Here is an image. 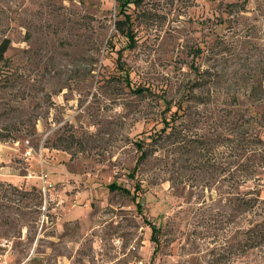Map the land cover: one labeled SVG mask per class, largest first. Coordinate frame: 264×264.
<instances>
[{
  "label": "rangeland",
  "instance_id": "1",
  "mask_svg": "<svg viewBox=\"0 0 264 264\" xmlns=\"http://www.w3.org/2000/svg\"><path fill=\"white\" fill-rule=\"evenodd\" d=\"M117 10V0H0V264H264V246L248 250L243 233L264 203L241 211L224 192L228 150L221 130L211 135L238 115L241 129L264 126V0H140L125 50ZM114 50L154 92L115 79ZM197 64L194 93L207 103H190L194 137L150 146L132 172L157 92L181 98ZM256 182L264 199V175ZM111 183L139 185L141 210ZM148 221L163 224L153 256Z\"/></svg>",
  "mask_w": 264,
  "mask_h": 264
},
{
  "label": "trees",
  "instance_id": "2",
  "mask_svg": "<svg viewBox=\"0 0 264 264\" xmlns=\"http://www.w3.org/2000/svg\"><path fill=\"white\" fill-rule=\"evenodd\" d=\"M140 0H117L118 10L117 14L120 18H116L114 21L115 34L113 37L118 36L125 43L122 49L133 48L135 46V28H134V16L131 10L135 9L139 5ZM223 19L219 20L218 24L223 23ZM112 37V39H113ZM109 39V43L113 44V40ZM9 47V40L4 39L0 43V62L5 59L6 52ZM108 51H111L108 49ZM197 57H200L203 52L198 47ZM116 64L115 79L124 85L130 92L142 95L147 92H154V89L149 84L141 83L136 80L137 73L133 68L125 65L122 57V50H114V52H107ZM194 79L184 88V94L176 101L167 99L162 92H157L158 97V118L153 124L154 126L148 134L144 137L134 141V145L138 151V156L135 161V165L132 168V172L136 171L141 163H143L152 153L150 148L154 144L159 142H168L174 148L188 145V140L194 137L192 134L193 127H196L198 120H195L191 116L192 106L197 108L199 105H206V101L199 95H195L194 91L200 89L203 84V75L205 70H201L197 64L194 68ZM137 81V82H136ZM256 116L260 115L257 111L254 112ZM238 115V114H237ZM259 121V120H258ZM241 123V117L238 115L232 126L220 127L215 126L211 135H214L217 130H221L222 138L221 142L226 144L225 149L228 150V162L224 172L226 175L227 189L224 191L230 197H234L237 207L241 211H253L258 209L257 201L264 203V199H261V191L263 190L262 184H259L258 180L264 175V126H257L256 130L249 132L244 130ZM220 136V134H217ZM205 164H208L207 162ZM207 167H212L207 165ZM251 183L247 185V183ZM110 190H117L119 192L131 195L132 201L136 208L141 210V204L136 199L137 192L140 190V186H134L133 192L129 189L120 186L119 184H109ZM132 193V194H131ZM220 194V193H219ZM262 210L259 218L256 220H247L244 228V235L246 240V248L252 249L256 246H264V206L259 207ZM150 229V239L154 243V249L152 256L159 248L160 241L159 235L163 232V224L147 222Z\"/></svg>",
  "mask_w": 264,
  "mask_h": 264
},
{
  "label": "built area",
  "instance_id": "3",
  "mask_svg": "<svg viewBox=\"0 0 264 264\" xmlns=\"http://www.w3.org/2000/svg\"><path fill=\"white\" fill-rule=\"evenodd\" d=\"M42 178V183H43V189H42V191H46V190H48V187H47V185H50V184H48L49 182H47L46 180H45V178H44V175L41 177ZM39 264H45V263H39Z\"/></svg>",
  "mask_w": 264,
  "mask_h": 264
}]
</instances>
